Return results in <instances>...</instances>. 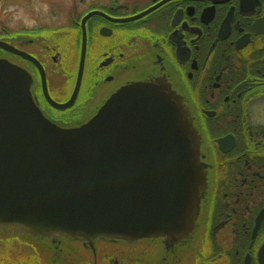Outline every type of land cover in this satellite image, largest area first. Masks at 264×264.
Listing matches in <instances>:
<instances>
[{
  "label": "flooded vegetation",
  "instance_id": "obj_1",
  "mask_svg": "<svg viewBox=\"0 0 264 264\" xmlns=\"http://www.w3.org/2000/svg\"><path fill=\"white\" fill-rule=\"evenodd\" d=\"M90 12L96 14L85 24L78 84L82 21ZM26 33L13 45L39 60L46 92L34 63L15 54L13 63L32 75L33 95L49 119L79 126L119 87L164 80L186 102L201 135L207 176L199 230L188 243L50 240L53 264H65L58 260L62 256L74 258L73 264L262 263L264 0H105L73 15L66 32ZM67 52L76 63L63 59ZM76 90L67 108L47 98L48 92L67 105Z\"/></svg>",
  "mask_w": 264,
  "mask_h": 264
},
{
  "label": "water",
  "instance_id": "obj_2",
  "mask_svg": "<svg viewBox=\"0 0 264 264\" xmlns=\"http://www.w3.org/2000/svg\"><path fill=\"white\" fill-rule=\"evenodd\" d=\"M83 48L78 84L87 49ZM144 13L137 17L142 16ZM0 51L38 59L0 40ZM0 52V234L30 239L136 242L195 238L207 189L201 135L164 80L119 87L88 121L49 119L25 68ZM78 89V87H77ZM77 90L67 105L76 98ZM264 264V246L261 250Z\"/></svg>",
  "mask_w": 264,
  "mask_h": 264
},
{
  "label": "rangeland",
  "instance_id": "obj_3",
  "mask_svg": "<svg viewBox=\"0 0 264 264\" xmlns=\"http://www.w3.org/2000/svg\"><path fill=\"white\" fill-rule=\"evenodd\" d=\"M103 1L105 0H0V37L16 33L14 37L4 38L13 44L18 36L26 38V32L32 34L55 29L66 32L73 24V15L83 12L91 4ZM2 55L13 62L12 54L2 52ZM63 59L69 63L74 62V59L75 63L77 61L70 52L65 53ZM60 78V83H63L64 77L61 75ZM13 235L11 231L0 234V264H53V245L49 240L25 236H20V240V237L13 238ZM31 244L34 246H31L33 251L30 249ZM58 260L73 264L74 258L62 256Z\"/></svg>",
  "mask_w": 264,
  "mask_h": 264
},
{
  "label": "trees",
  "instance_id": "obj_4",
  "mask_svg": "<svg viewBox=\"0 0 264 264\" xmlns=\"http://www.w3.org/2000/svg\"><path fill=\"white\" fill-rule=\"evenodd\" d=\"M10 36H13V34L12 35L11 34H3V35H1L0 38H7V37H10Z\"/></svg>",
  "mask_w": 264,
  "mask_h": 264
}]
</instances>
